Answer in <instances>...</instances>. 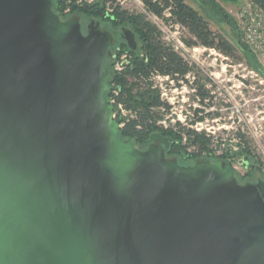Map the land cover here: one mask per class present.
Listing matches in <instances>:
<instances>
[{
  "label": "water",
  "instance_id": "water-1",
  "mask_svg": "<svg viewBox=\"0 0 264 264\" xmlns=\"http://www.w3.org/2000/svg\"><path fill=\"white\" fill-rule=\"evenodd\" d=\"M59 8L0 0V264H264V181L120 140L112 40Z\"/></svg>",
  "mask_w": 264,
  "mask_h": 264
},
{
  "label": "trees",
  "instance_id": "trees-1",
  "mask_svg": "<svg viewBox=\"0 0 264 264\" xmlns=\"http://www.w3.org/2000/svg\"><path fill=\"white\" fill-rule=\"evenodd\" d=\"M145 9L153 16L165 21L172 30L177 29L183 33L180 41L189 49L205 48L214 50L224 55L227 58H236V54L241 53L239 63L247 59L249 65L255 56L249 48L241 41V36L238 34L237 43L231 42L223 34L214 32L210 25V20L219 24H227L231 29L237 31L238 26L234 19L228 15L215 0H202V13L189 6L185 0H140ZM107 0H103V4H95L85 8L74 7L77 11L84 12L98 21H110L118 25L119 23L128 22L134 28L136 37L140 40L139 49L132 51L126 45L124 51H128L135 56L131 65L124 72L116 73L114 71L111 60L107 62L108 68L112 71L111 87L114 83L119 90L117 102L125 103L128 109L135 110L137 116L131 119L121 129L119 134L120 140L131 138L133 145L142 149L150 143V136L153 133L160 132L169 138L170 142L174 143L170 150L173 154L185 153L189 159L201 160V162L222 161L225 167L232 171L227 161L224 158L215 159L209 151V146L212 142L211 138L205 134L196 132L193 129L184 126L173 129H160L156 126L155 109L167 108L170 106L164 103L159 92L151 89L149 81L154 74L169 76L177 83L182 80L184 84L196 91L195 101L198 107L194 109V114L198 117L199 113L203 112L204 108L212 106L213 95L210 90H206L199 82H192L188 78L193 72V67L171 46L162 36V33L149 22L144 15L129 14L121 9L114 0L113 15L105 14L104 4ZM254 3L264 10V0H255ZM66 1L62 3L59 10L65 11ZM58 12V11H57ZM237 34V33H236ZM241 38V39H240ZM141 50V54L139 53ZM139 51V52H138ZM261 71V69H257ZM131 83H134L138 88L144 89L141 92L134 94L130 88ZM179 85V84H178ZM111 92L107 95L110 96ZM198 97L199 101H197ZM202 121L201 118L194 120V124ZM184 136L187 137V143L183 145ZM239 138L245 143L246 150L243 154L246 158H257L250 151L249 143L246 138L239 134ZM147 148V147H146ZM194 148L195 150L187 154V150ZM169 151V152H170ZM209 152V158L203 159V154ZM251 156V157H250ZM254 157V158H253ZM167 158H169L167 154ZM214 160V161H212ZM179 163L183 165L180 161ZM259 163V162H258ZM249 166V162H248ZM255 170L262 173V164H257ZM241 183L252 181L249 178L240 179Z\"/></svg>",
  "mask_w": 264,
  "mask_h": 264
},
{
  "label": "rangeland",
  "instance_id": "rangeland-1",
  "mask_svg": "<svg viewBox=\"0 0 264 264\" xmlns=\"http://www.w3.org/2000/svg\"><path fill=\"white\" fill-rule=\"evenodd\" d=\"M121 7V9L129 14H140L144 15L146 19L151 22L161 33L165 41L171 45L189 64L193 67L189 80L192 82H199V85L203 86L206 90H210L213 95L211 101L212 106L206 107L205 118L208 122L203 121V126L206 129L218 130L220 126H227L230 132V138L237 132H244L248 142L253 147L254 140L252 139L253 134L260 135L264 129V58L257 57L243 41L242 30L239 28L241 12L244 7L254 3L255 0H215L222 9L230 15L234 22L237 24L238 29L234 32L227 24H219L213 20H210L211 28L214 32L223 34L231 42L237 43L238 34L241 36V41L249 48L255 59L252 61L251 67L247 59L239 63L241 53L236 54V58H227L214 50H208L202 47L189 49L181 41L180 37L183 35L180 30H172L165 21L151 15L143 6L140 0H114ZM185 2L201 12L202 0H185ZM95 4H103V0H68L65 10L69 9V14L72 18H81L86 20L87 18L94 17L90 16L81 11L75 13L74 7L85 8L87 6H94ZM114 4V5H115ZM114 5L112 0H107L104 4L105 14L108 16L113 15ZM202 13V12H201ZM104 27L111 26L110 21H101ZM109 23L108 25H105ZM115 26L116 35V48L121 49L122 53H119V57L114 60L112 67L121 60L125 54H131L128 51H124L126 44L122 42L120 37L117 35L118 30L121 26H130L128 22L119 23ZM131 27V26H130ZM133 28V27H131ZM134 30V28H133ZM237 33V34H236ZM137 42L140 45V40L137 38ZM138 45V49H139ZM137 49V50H138ZM139 52V51H138ZM141 54V50L139 52ZM142 55V54H141ZM132 60L135 59L134 55H129ZM127 69V68H126ZM257 69H261L258 71ZM167 82H164V88L167 89L169 94L172 93L170 87L166 86ZM151 89L162 92L160 87L154 82H149ZM130 88L134 94L141 92L144 89L138 88L134 83H131ZM161 90V91H160ZM189 94L184 92L186 101H182V97L178 100V103L170 110L155 109V118L157 122H163L167 120L168 126L171 125L172 120H176V127L181 124L179 118H184L186 115L189 116V121L193 122L198 117L194 116L195 106L198 104L195 101V97L192 94L191 88H187ZM196 107V108H197ZM133 112H136L133 110ZM190 114V115H189ZM172 127V125L170 126ZM214 128V129H213ZM205 134L206 131H203ZM219 132L217 136H219ZM222 138V137H221ZM220 139V138H219ZM186 144L183 140V145ZM219 147V145H217ZM211 149V147L209 146ZM143 149V148H142ZM256 154V149H253ZM187 154H190L187 151ZM236 153L225 152L223 155L218 156L211 152V155L215 159L224 158L229 167H231L230 159ZM243 154V153H242ZM260 154V153H259ZM209 152L203 154L204 158H209ZM170 159L180 161L183 165H194L201 162V160H192L188 158L185 153L173 154L172 151L168 153ZM243 156H245L243 154ZM246 157V156H245ZM251 157V156H250ZM256 160L252 158H246L249 162V166L245 169H240L239 174L232 169L233 172L237 173L240 179L244 180L249 178L256 182L261 179L264 181V161L256 155ZM212 160V161H214ZM259 162V163H258ZM257 164H262V173H258L256 168Z\"/></svg>",
  "mask_w": 264,
  "mask_h": 264
},
{
  "label": "built area",
  "instance_id": "built-area-1",
  "mask_svg": "<svg viewBox=\"0 0 264 264\" xmlns=\"http://www.w3.org/2000/svg\"><path fill=\"white\" fill-rule=\"evenodd\" d=\"M69 9L64 11V14H69ZM155 17V16H154ZM179 28V27H178ZM177 28V30H178ZM239 28L242 30V36L243 41L250 50L260 58H264V10L261 9L259 6H257L255 3L249 4L248 6L244 7V9L241 12V19H240V25ZM132 59L129 56V54H125L122 56L121 60L116 64L114 67V71L116 73H121L126 70L127 67H129L132 63ZM190 76H188L187 79H189ZM149 82H154L160 87L162 92H160V98L161 100L168 104L170 106L169 109L167 108H160L164 109L166 111H170L176 103H178V100L180 97H182L183 102L186 101V96L184 95V92L189 94L187 91L188 87L182 80H180L178 83L170 78L169 76H162L160 74H154ZM164 82H167L166 86L170 87L172 93L169 94L166 88H164ZM179 84V85H178ZM160 90V91H161ZM192 94L195 96L196 91L192 89ZM119 90L116 88V85L113 83L111 87V94L109 96V99L111 101V104L114 107V120L120 122L121 128L124 127V125L129 122L131 119H135L137 116L136 112H133L132 109H128L125 105V103H119L117 102V96H118ZM197 101H199L198 97H196ZM197 105L195 106V108ZM204 111L199 113L198 118H201L202 121H199L194 124L193 122L189 121V116H185L183 119L179 118L180 125L184 126L189 129H193L198 133L203 134V131L205 132L206 137L211 138L212 142L210 144L211 149L209 148V151L213 154H216L218 156L223 155L225 152L230 153H236L233 155V157L230 159L231 161V168L234 169L238 174L240 169H245L248 167V162L245 160L246 157L243 156L244 150H246L245 143L239 138V134H242L245 138L244 132H237L235 135L230 138V130L227 126H220L218 130H210L206 129L203 126V121L208 122V120L205 118L206 114V108L203 109ZM190 115V114H189ZM195 116V115H194ZM197 118V119H198ZM172 125V127H170ZM171 125L168 126L167 120L163 122H157L156 126L160 129H173L177 130L180 125H177L176 120L171 121ZM214 129V128H213ZM220 133L219 136H217V133ZM252 139L254 140L253 147L248 142L247 138L246 141L249 143L250 151L254 156L259 155L261 159L264 161V129L263 132L260 135L253 134L251 135ZM222 137V138H221ZM220 138V139H219ZM184 142L187 143V137L184 136ZM219 145V147L217 146ZM253 149H256V154ZM195 149L190 148L187 150L189 153H192ZM260 153V154H259ZM222 158V157H220ZM243 161V163H240V161ZM235 172V173H236ZM236 173V174H237ZM239 177V176H238Z\"/></svg>",
  "mask_w": 264,
  "mask_h": 264
},
{
  "label": "flooded vegetation",
  "instance_id": "flooded-vegetation-1",
  "mask_svg": "<svg viewBox=\"0 0 264 264\" xmlns=\"http://www.w3.org/2000/svg\"><path fill=\"white\" fill-rule=\"evenodd\" d=\"M59 1V5L60 7L62 6V3L68 0H58ZM60 9V8H59ZM58 9V13H61L63 15V20L64 21H67V22H70V21H73L75 19H78L81 23V26H82V31L85 35H87V26L90 24L91 20L94 19L93 17H90V18H87L86 20H82L81 18H72L70 15H66L64 14V12H61V10ZM101 22V21H100ZM109 23H106L105 25H108ZM123 28H129L131 30V32L135 35L136 37V33L135 31L133 30V28H131L130 26L128 27L127 25L126 26H121V28L118 30L117 32V35L120 37V39L122 40L123 43H125L127 46V42L125 40V38L123 37ZM101 30L107 34H109L111 40H112V43H113V46H114V50L112 52V57H111V64H113L114 60H116L118 57H119V53H122L121 49H117L116 48V35H115V26L113 25V23H111V26H109L108 28L107 27H104V24L101 22ZM136 41H137V37H136ZM137 46H138V42H137ZM138 49V48H137ZM137 51V50H136ZM129 55H133V54H129ZM151 145V143L147 144V146ZM143 147V149H146V147ZM170 151V150H169ZM169 151L166 152V155L169 153ZM261 179L257 180L256 182L254 181H250V182H253V183H257L258 181H260Z\"/></svg>",
  "mask_w": 264,
  "mask_h": 264
}]
</instances>
